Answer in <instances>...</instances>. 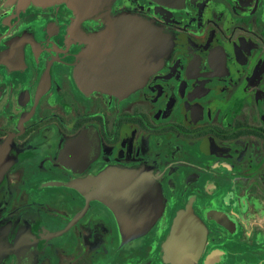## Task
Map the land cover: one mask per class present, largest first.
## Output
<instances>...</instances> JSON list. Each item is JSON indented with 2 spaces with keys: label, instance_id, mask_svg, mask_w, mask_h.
Masks as SVG:
<instances>
[{
  "label": "flooded vegetation",
  "instance_id": "1",
  "mask_svg": "<svg viewBox=\"0 0 264 264\" xmlns=\"http://www.w3.org/2000/svg\"><path fill=\"white\" fill-rule=\"evenodd\" d=\"M121 16L171 47L130 92L88 89L77 70L92 46L103 74L100 36ZM0 170V264H175L183 214L204 231L190 264H264V0H113L84 18L0 0ZM117 170L162 192L137 237L95 193Z\"/></svg>",
  "mask_w": 264,
  "mask_h": 264
},
{
  "label": "water",
  "instance_id": "2",
  "mask_svg": "<svg viewBox=\"0 0 264 264\" xmlns=\"http://www.w3.org/2000/svg\"><path fill=\"white\" fill-rule=\"evenodd\" d=\"M15 1L21 6L30 3L41 6L67 3L76 11L78 18H84L104 11L113 0ZM94 39L96 38L93 36L87 38L88 41ZM100 39L104 43L99 48L106 51L105 74L103 72L94 76L92 46H89L88 53L77 70L81 84L88 89L130 92L163 63L171 47V42L160 29L148 21L129 16L109 20L108 29ZM139 57L140 71L132 75L127 67L128 61L137 64ZM94 181L93 184L98 186L95 193L114 211L126 236L137 237L144 234L159 219L163 209L162 192L158 183L146 171L117 170ZM203 244V229L183 214L177 219L172 236L166 243V256L175 264H190L199 257Z\"/></svg>",
  "mask_w": 264,
  "mask_h": 264
}]
</instances>
